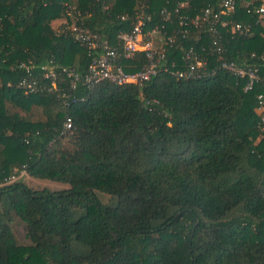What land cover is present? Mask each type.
Instances as JSON below:
<instances>
[{
  "label": "trees",
  "instance_id": "obj_1",
  "mask_svg": "<svg viewBox=\"0 0 264 264\" xmlns=\"http://www.w3.org/2000/svg\"><path fill=\"white\" fill-rule=\"evenodd\" d=\"M178 1L147 2L154 14L147 29L189 30L168 48L155 77L143 86L66 88L63 97L17 88L25 63L35 74L52 60L86 69V50L52 21L73 13L120 46L141 0H0V180L24 169L33 179L70 186L35 190L20 179L0 186V264H264V131L257 114L264 64L252 59L264 53L259 1L241 0L233 19L251 30L225 33L221 56L259 67L261 82L248 93L244 80L216 68L217 55L206 75L178 77L188 48L212 45L206 29L180 26L181 17L218 12L221 0H190L177 13ZM247 1L255 3L248 8ZM122 62L137 72L148 60L140 53ZM34 107L42 119L32 118ZM16 217L30 245L18 242Z\"/></svg>",
  "mask_w": 264,
  "mask_h": 264
},
{
  "label": "built area",
  "instance_id": "obj_2",
  "mask_svg": "<svg viewBox=\"0 0 264 264\" xmlns=\"http://www.w3.org/2000/svg\"><path fill=\"white\" fill-rule=\"evenodd\" d=\"M256 13L261 15L264 21V0H258ZM148 0H141L140 13L137 23L128 33L119 35L120 46H113L100 34L92 32L83 24H79L80 18L71 13L72 25L63 26L62 32L71 36L73 41L83 47L87 52V66L84 71L76 67L60 66L54 60L40 66L39 73L35 74L33 63L23 64L26 76L17 83V88L25 94H45L58 92L63 97L68 90H76L79 86L93 89L102 82H109L116 85L143 86L155 77L166 59L169 47L177 41L182 34L188 36V29L185 31L174 30L172 34L166 31V25L149 28L148 24L154 19V14L147 12ZM190 0L178 1V9L185 7ZM241 0H221V8L215 12L207 8L202 14L194 18L181 17L180 26L196 29L201 32L207 30L212 39V45L208 48L202 47L201 51L191 47L185 51L183 56L186 68L178 70L176 74L180 78H199L207 74L208 66L212 56L217 55L216 68L226 71L231 76L245 81L244 91L251 92L261 82L260 69L250 64H238L234 61L222 59L226 53L225 33L248 34L250 27H243L242 24L234 21L233 17L237 12ZM255 1H247L246 6L250 8ZM251 10H248L250 13ZM161 15L165 22L172 21V13L164 8ZM145 54L148 63L137 72H128L122 60H132L136 54ZM252 59L264 64V53L261 55L252 54ZM215 68V69H216ZM213 69L211 72L213 73ZM68 96V95H67ZM257 114L260 119L259 130L264 131V94L258 96ZM72 128V122L65 123V130ZM27 172L15 171L13 175L0 180V186L9 185L24 177Z\"/></svg>",
  "mask_w": 264,
  "mask_h": 264
},
{
  "label": "rangeland",
  "instance_id": "obj_3",
  "mask_svg": "<svg viewBox=\"0 0 264 264\" xmlns=\"http://www.w3.org/2000/svg\"><path fill=\"white\" fill-rule=\"evenodd\" d=\"M72 20L73 18H71V14H68V16H62L56 20H53L51 26L53 29L59 30L66 24L72 25ZM32 118L35 120L43 118L41 108H33ZM261 139L262 135L258 137L257 142H260ZM20 180L27 184L30 188L35 190L49 189L51 191H64L70 188L68 184L58 183L50 180L33 179L28 174L20 178ZM99 196L103 203L108 202L110 199V196L102 193H100ZM12 227L18 242L22 245H30V241L27 237L26 225L16 217Z\"/></svg>",
  "mask_w": 264,
  "mask_h": 264
}]
</instances>
